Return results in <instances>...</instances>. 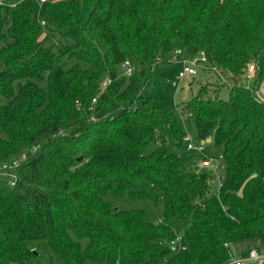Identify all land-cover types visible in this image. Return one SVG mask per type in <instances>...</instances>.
Wrapping results in <instances>:
<instances>
[{"label":"trees","instance_id":"obj_1","mask_svg":"<svg viewBox=\"0 0 264 264\" xmlns=\"http://www.w3.org/2000/svg\"><path fill=\"white\" fill-rule=\"evenodd\" d=\"M4 1L18 3L9 16L0 6V165L27 155L0 170V264L32 262L35 240L63 264H232V245L264 242V0ZM41 8L61 53L38 41ZM181 52L233 81L182 105L200 142L223 145L216 193L211 172L187 170L205 145L188 150L178 107L156 105V71ZM125 193L161 195L164 218L105 200Z\"/></svg>","mask_w":264,"mask_h":264},{"label":"rangeland","instance_id":"obj_2","mask_svg":"<svg viewBox=\"0 0 264 264\" xmlns=\"http://www.w3.org/2000/svg\"><path fill=\"white\" fill-rule=\"evenodd\" d=\"M3 10L6 16H9L11 12L10 5L4 4ZM35 23L41 27L38 37V41L41 45L53 46L57 53H61L67 49L65 43L60 41L57 34L48 32L47 26L49 25V21L42 8L35 19ZM180 54L181 58L188 60L194 58V56L188 55L185 52H181ZM75 62V59H71L67 55L63 56L62 65L65 69L71 67ZM200 63L201 67L198 68V73L196 75H187L183 79L178 78L181 63L176 59L173 64L161 67L156 71V77L160 79L162 86L157 87L155 90V96L157 97L156 105H158L160 109L165 110L171 107H178L184 128L192 142L196 145L202 142L197 138V130L193 121L189 120L187 116L182 113L183 103L189 100L193 95H196L202 84H213L214 86L212 85V87L216 88V84H218L219 81L224 82V80H227L229 83H233L231 77L226 74H224L223 77L220 76L219 80L218 73L214 69H208L209 64H207L206 61L200 60ZM21 84V81H17L15 89L19 90ZM38 84L40 86H46L47 75H43L38 80ZM247 84H252V80H247ZM260 92L264 97V82L260 86ZM221 96L226 99L229 97V89L227 86L222 87ZM3 102L4 101L0 98V104ZM0 135H2L1 131ZM155 147L156 144H152L149 149L152 150ZM187 153L188 151L185 152V154ZM222 154L223 145H218L210 139V141L205 144V150L203 152H194L192 154L187 166L188 171H209L213 174L210 188L211 193H216L226 182L227 166ZM205 160L210 161V163L205 164ZM105 200L111 203L115 208L119 207L123 210L142 209L145 211L146 220L152 223H157L164 218V200L161 195H159L157 203L148 199H132L126 193L120 197L108 194ZM175 231L178 238L183 237V226L176 225ZM180 242V239L177 240V243ZM30 247L35 250L37 254L36 258L30 263L17 264H63L61 258L51 249L48 241L35 240L30 243ZM231 249L233 253L232 264H262L264 261V242L259 239L243 240L232 245ZM253 251L259 255V258L253 259L251 257Z\"/></svg>","mask_w":264,"mask_h":264},{"label":"built area","instance_id":"obj_3","mask_svg":"<svg viewBox=\"0 0 264 264\" xmlns=\"http://www.w3.org/2000/svg\"><path fill=\"white\" fill-rule=\"evenodd\" d=\"M40 3H44L46 2L47 0H38ZM18 2H5L4 0H0V6H3L4 4H9L10 7H15L17 5ZM200 56V57H199ZM176 60L181 63V69L179 70V73H178V78L179 79H183L184 77H186L187 75H191V76H194L198 73V68L201 67V63H200V60H203V61H207L206 60V57H205V54L203 52H200L198 53L196 56H194V58L192 60H188V59H185V58H181L179 56L176 57ZM125 67H127L126 69V74L127 75H130L132 73V69L129 67V63L126 62L124 64ZM254 71H255V67L253 65H251L249 67V78H252L253 75H254ZM111 83V78L110 77H107L105 78L102 83H101V87L102 88H105L107 85H109ZM96 101V99H94V102ZM186 140L188 142V146H187V149L188 150H192V151H203L204 150V145H205V142H202L200 143L199 145H196L192 142V140L190 139L189 136L186 137ZM26 153L23 154L21 156V158H16L14 159L11 163H6V164H2L0 165V170L1 169H6L10 166H17L19 164V162L23 159L26 158ZM205 164H209L210 161L206 160L204 161ZM181 241V238H177V240ZM177 240L176 241H173L172 242V245L174 247H176L177 245H179L180 243H177ZM251 257L253 259H257L259 258V255L256 253V252H252L251 253Z\"/></svg>","mask_w":264,"mask_h":264},{"label":"water","instance_id":"obj_4","mask_svg":"<svg viewBox=\"0 0 264 264\" xmlns=\"http://www.w3.org/2000/svg\"><path fill=\"white\" fill-rule=\"evenodd\" d=\"M208 141H210V139Z\"/></svg>","mask_w":264,"mask_h":264}]
</instances>
